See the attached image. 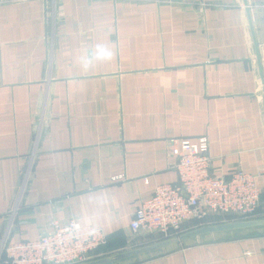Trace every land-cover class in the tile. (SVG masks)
Here are the masks:
<instances>
[{
  "label": "crops",
  "instance_id": "1",
  "mask_svg": "<svg viewBox=\"0 0 264 264\" xmlns=\"http://www.w3.org/2000/svg\"><path fill=\"white\" fill-rule=\"evenodd\" d=\"M245 1L0 0V240L73 219L120 242L91 260L159 241L129 223L177 182L169 138L206 137L210 171L256 175L264 203V0ZM134 264H264V234Z\"/></svg>",
  "mask_w": 264,
  "mask_h": 264
},
{
  "label": "built area",
  "instance_id": "2",
  "mask_svg": "<svg viewBox=\"0 0 264 264\" xmlns=\"http://www.w3.org/2000/svg\"><path fill=\"white\" fill-rule=\"evenodd\" d=\"M167 142L177 182L155 186L150 198L139 204L129 223L132 235L145 233L156 241L200 226L264 215L256 175L240 169L228 178L213 174L206 137ZM105 242L100 227L73 219L65 225L54 221L48 232L34 240L12 242L3 234L0 256L5 254L11 264H79L90 260Z\"/></svg>",
  "mask_w": 264,
  "mask_h": 264
},
{
  "label": "water",
  "instance_id": "3",
  "mask_svg": "<svg viewBox=\"0 0 264 264\" xmlns=\"http://www.w3.org/2000/svg\"><path fill=\"white\" fill-rule=\"evenodd\" d=\"M244 5L246 6L245 0ZM262 234H264V218L216 223L193 228L180 233L178 236L162 239L110 256L93 260L90 259L79 264H134L137 261H143L155 255L168 253L176 249L179 243L188 246L195 242L220 241Z\"/></svg>",
  "mask_w": 264,
  "mask_h": 264
},
{
  "label": "trees",
  "instance_id": "4",
  "mask_svg": "<svg viewBox=\"0 0 264 264\" xmlns=\"http://www.w3.org/2000/svg\"><path fill=\"white\" fill-rule=\"evenodd\" d=\"M261 201H262V197H261ZM115 244H120V242H117V243H115V242H108V238H107V236H106V242H105V244L104 245H102V246H100L98 249H97V251H109V250H111V249H114V247H112L113 245H115ZM96 251V252H97ZM2 256V255H1ZM1 256H0V259H1Z\"/></svg>",
  "mask_w": 264,
  "mask_h": 264
},
{
  "label": "rangeland",
  "instance_id": "5",
  "mask_svg": "<svg viewBox=\"0 0 264 264\" xmlns=\"http://www.w3.org/2000/svg\"><path fill=\"white\" fill-rule=\"evenodd\" d=\"M99 252V251H98Z\"/></svg>",
  "mask_w": 264,
  "mask_h": 264
}]
</instances>
